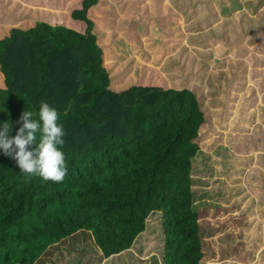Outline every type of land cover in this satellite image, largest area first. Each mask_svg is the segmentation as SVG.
<instances>
[{"label":"trees","instance_id":"1","mask_svg":"<svg viewBox=\"0 0 264 264\" xmlns=\"http://www.w3.org/2000/svg\"><path fill=\"white\" fill-rule=\"evenodd\" d=\"M98 2L83 0L71 14L85 24L83 33L40 11L41 20L0 39V131L7 122L14 138L22 113L37 120L47 102L65 132L60 150L67 166L62 182L29 179L0 149V264H205L199 207L216 208L215 198L244 203L242 211L256 221L263 205L247 199L239 161L223 163L239 174L234 185H218L220 158L196 142L207 120L190 83L204 79L209 64L198 58L181 70L192 54L182 46L162 66L172 78L169 89L113 91L88 17ZM1 12L14 16L4 22L10 24L26 15ZM199 20H212L208 8ZM246 22L254 32L264 25V12Z\"/></svg>","mask_w":264,"mask_h":264},{"label":"rangeland","instance_id":"2","mask_svg":"<svg viewBox=\"0 0 264 264\" xmlns=\"http://www.w3.org/2000/svg\"><path fill=\"white\" fill-rule=\"evenodd\" d=\"M49 1L47 0V2L53 6L51 10L57 6L61 7H57V9L60 10L59 14H63L60 15V18L64 16L65 19L69 17V19L73 20L71 16H67L66 14L71 10L74 11L77 10V8H81V6H76L79 4V1L75 0L71 2L73 4L69 3L67 5L63 3L59 5L64 0ZM190 1L195 2L196 0ZM223 1L227 5L231 4L230 0ZM231 1L234 3V8L236 10H242V0ZM32 2L37 4L40 0H33ZM112 2L113 0H106L103 5L105 7L104 10H106L103 16L108 20L105 19V29L104 31H99L100 35L97 39L103 41V37L108 36V41L106 43L108 45H100V47H102L104 54L109 55L111 54L110 49H112L110 44H115L116 47L120 46L121 35H119V33L121 31L119 30L123 27L122 25L120 26L119 20L114 19L117 16H121L119 13L124 14L122 10L123 7L117 6L116 9L112 5ZM101 3L103 4V0H99V4ZM183 4L186 6V12H192L193 7L189 6L185 0H183ZM180 6L183 8L182 5ZM254 7L258 8V10H262L264 6L263 3L258 1ZM16 9L17 11L14 14L20 15V7L18 6ZM4 10H6V7ZM41 11L45 12L44 14L46 16L48 15V10L42 9ZM35 14H37V18L32 17L33 20L30 22H28L29 20H23L18 24H9L7 30L14 27H30L33 24L32 22L39 17L38 14H40V10L38 7H36ZM0 15L2 16L3 22L14 20V16H9L2 12ZM170 15L171 14H167V16ZM258 15L259 14H257L255 10L251 12L249 5H247V9L244 11L228 14L226 17L220 14L214 21H203L201 27L195 30L198 35L197 38L192 39H187L186 37H190L189 34L193 31L186 32L187 35L184 37L180 31L178 35L175 33L177 21H172L170 25L166 27L164 25L165 20L158 14L152 15L151 19L148 18L151 16H146V22L138 19L132 22L133 26H131L142 28V30L137 32L138 36H136L140 39L145 35V26L152 24L155 40L154 43L151 44L154 48H152L153 46H147L144 48L138 47L137 49L135 48L136 44L133 43V45H130L131 47L120 46V49L122 48L123 50L121 53L122 57H118V59L116 56L113 57L118 75L113 78L112 70L114 71V69H106L110 75L111 89L119 92L123 88L126 89L131 86H154L169 89L171 87L170 82L172 78L165 74L164 67L162 66L169 58L175 56L171 54L182 46H185L188 49V53L190 50L192 54L191 57H188L189 59L187 62H180L182 66L181 70L189 68V65L198 58L203 59L209 64L208 73L205 76L206 78L204 77V79L200 81L191 79L190 83L194 93L202 102L203 111L207 120L206 124L202 126L201 135L196 139V142L200 145L203 152L206 154L210 153L212 158H220V164L217 166V170L221 174L215 175L218 185L222 183L230 186L234 185L231 180L233 177L239 176V174L233 171L226 172L223 163L226 162L227 158L231 163L233 160L239 161L240 166L244 167L241 176L242 185L246 190V194L249 195L247 199L250 200L254 198L255 201L257 200L258 203H262L263 205L257 207V211L259 212L255 214L256 221H252V215H248L242 211L245 206L244 203H242L240 207L235 201H221L215 198L213 202L216 208L205 209L199 207L198 214L203 252L207 256L205 264L218 263L221 261L227 262V264H254L257 260L260 261L258 264H264V260L261 261L263 259L261 251L264 250V78H262V81L259 80V73L264 71V60L260 61L261 58H264V25L256 27V30L251 32L252 29L250 25L245 21V25L249 28L248 32H245V36L251 35V38L253 37L255 39L253 42H256L246 47V49H248L247 53L244 52L245 48L241 46L240 35L238 36L239 33L236 34L233 30H229L228 32H230L232 42L225 46L224 43L215 42L213 40V32L211 33L207 28L211 25L212 28H215L225 20H227L229 24H236L233 21L235 17L239 18V21L240 18H243V20L247 18L248 21L250 18H254V16ZM129 16L132 17V15ZM186 18H188V16H186ZM108 22L109 24H107ZM5 25L8 24L5 23ZM77 25L73 27L75 30H78L76 29ZM80 25L81 27H85L84 23ZM7 30L5 29L3 32L0 31V35H2L0 39L7 33ZM129 31L130 30H126L127 39L138 43L139 39L135 40V35L134 38H130ZM165 32L166 34H170L168 37H173V41L175 42L172 46L173 48H162L164 46L163 43H159V39L161 38L160 35L162 36ZM198 32H201L202 35H199ZM195 40H197L199 44H191L195 42ZM105 48L108 49V53H106ZM133 48H135L137 52H134V50H132ZM118 49L119 48H116L115 52H118ZM151 50L155 51V53H149ZM165 50L167 54L164 53ZM195 51H200L204 55L200 54L199 56L194 53ZM156 52H160V54ZM128 54L136 56L138 58V63L133 62V60L128 61L125 59V57L130 56ZM165 55L167 57H165ZM225 55L227 56L225 57ZM232 57L236 59L232 60ZM230 58L231 60L229 61ZM107 61H109V65L107 66L113 64L109 60V57L106 58L105 55L103 59L104 65ZM1 75L2 73L0 71V87H3L4 84ZM120 81L126 84L124 83L121 87ZM193 81H195V83ZM118 82H120V84ZM204 161L208 163V160ZM218 185H216V187H218ZM210 197L208 198L209 202L212 201ZM152 221L157 224L156 218H153ZM153 246L156 245L153 244ZM149 247L150 246H148V248ZM250 252L254 255L253 257L250 256ZM228 255H230V257H228ZM253 258L254 261H252ZM145 259H147V257Z\"/></svg>","mask_w":264,"mask_h":264},{"label":"crops","instance_id":"3","mask_svg":"<svg viewBox=\"0 0 264 264\" xmlns=\"http://www.w3.org/2000/svg\"><path fill=\"white\" fill-rule=\"evenodd\" d=\"M33 0H0V8L3 10V8L6 10L7 12H16L17 11V7L19 6L20 9L19 11H21L20 15H24L22 20L20 21V23L24 20H29L28 22H30L31 20H33L32 17H36L37 18V14L36 13V7L39 8V10L41 11L43 10H48V17H51V15L53 17H55L59 22H64L62 23V25H64L65 27L69 28V29H73L75 30L73 27L75 25L78 24V22H75L74 20H71L68 18H64V16L62 18H60V15L63 14H59L60 10L57 9V7L53 10H51L52 4L49 6H41L40 3L42 2V0H40L39 3H33ZM38 1V0H36ZM46 1V0H45ZM43 1V2H45ZM49 1V0H48ZM74 0H64L63 2H61L59 5H61L62 3L64 5H67L71 2H73ZM75 1H79V4H77V7H80V4L83 0H75ZM106 0H103V4H99L96 5L94 8L90 9L88 12V17L89 19H91L94 23H95V35L97 36V39L99 38L100 35V30L105 29L104 27V22L106 24V20H108L107 18H104L103 14L105 13L106 10H104V4H105ZM189 6L193 7V9L195 8V10L193 12H186V6L185 4H183V0H113L112 5L114 6V8L117 9L118 7H123V11L124 14L119 13L121 16H117L114 20H119L120 26L122 25L123 27L119 30L121 31L119 33V35H121V39H120V46L122 47H131L130 45L136 44L135 48L138 49V47L144 48L147 46H153L151 43H154V31L152 29V24H149L148 26H145V31L144 34L140 39L136 36H138V33L140 30H142V28L140 27H132V22H134L135 20L141 19L143 22H146L145 17L146 16H151L148 18H152V15L154 14H158L159 16L163 17V19L165 20V26H169L170 23L172 21H177V27H176V31L175 33L178 35V32L180 31L182 33V36L184 37L185 35H187L186 32L189 31H195L198 30V27H201V22L199 19H201V15L204 14V11L208 8V13L209 15L212 17L211 21H214L217 19V17H219L220 14L223 15V17H226L228 14H233V13H237V12H241L244 11L245 9H247V5L250 6L251 12L255 10V12L257 14H260L261 12H263V9L258 10V8H255V4L259 2L263 3L264 6V0H242V10H236L234 8V3H232V1L230 0L231 4L227 5L226 3H224L223 0H196L195 3L194 1H190V0H185ZM47 2V1H46ZM50 2V1H49ZM173 2V3H170ZM73 4V3H71ZM2 5V7H1ZM107 5V4H106ZM108 5L110 6V3L108 2ZM175 5V6H174ZM182 5L183 8L180 6ZM206 5H209L208 7H206ZM232 5V6H231ZM112 7V6H111ZM61 8V7H58ZM230 8V9H229ZM80 8H77V10ZM72 11V10H71ZM67 13V16H71L72 12ZM156 11V12H155ZM54 15H53V14ZM56 13V14H55ZM167 14H171L170 16H167ZM188 14H196V17L192 18L191 20H189L188 18H186V16ZM113 15V14H112ZM129 15H132V17H130ZM72 18V17H71ZM113 18V17H112ZM130 18V19H129ZM65 19V20H63ZM106 19V20H105ZM38 20H41V18H38ZM113 20V19H112ZM205 21V20H204ZM208 21V20H207ZM236 24H229V22H227V20L223 21L222 24H219L217 27L212 28L211 26H208L207 28L209 29V31H211V33L213 34V40L217 43H224L225 46L231 44L232 42V38H230V32H228L229 30L233 32H235L236 34H238V29L236 28L237 25H240L239 30L240 33L238 34V36L240 35V39H241V46L244 49V52L247 53L246 47H248L251 44H254L256 42H253L255 39L252 37L251 35H247L245 36V32H244V22L247 21V18H245L243 20V18H239L235 17V20H233ZM209 22V21H208ZM233 22V23H234ZM33 23V22H32ZM75 23V24H74ZM239 23V24H237ZM8 25H5L4 22L0 21V31H4L5 29L7 30V28L9 27L10 23H7ZM81 24V23H80ZM109 24V22L107 23ZM225 24V25H223ZM132 25V26H131ZM79 30V32L83 33L85 30V27H81L76 28ZM84 29V30H83ZM126 30H130L129 31V36L130 38H134L135 35V40L139 39V42L136 43L135 41L133 42V40H128L126 37ZM168 30V29H167ZM166 30V31H167ZM8 31V30H7ZM6 31V32H7ZM170 32V31H168ZM179 32V33H180ZM166 32L161 36L160 34V39H159V43H163V47L162 48H173L172 46L174 45V39L173 37H168L170 34ZM174 34V33H173ZM192 34V33H191ZM194 37H197L198 35L196 33H194ZM190 35V34H189ZM191 36V35H190ZM103 41H99L100 45H105L107 46L108 44V36L103 37ZM187 39L190 37H186ZM116 39V38H115ZM199 41V38H198ZM197 40H195V42H192L191 44H199ZM98 43V44H99ZM132 44V45H133ZM195 44V45H196ZM110 46L112 47V49H110L111 54H104L103 55V59L106 55V58L109 57V60L113 63L110 66H104L106 69H114V72H118V70L115 67V61L113 59V57H122L121 53L123 52L122 48L120 49V46L116 47L115 44H110ZM187 46V45H186ZM109 48V47H108ZM119 48L118 52H115V49ZM133 48L132 50H134V52H137V50ZM154 48V46L152 47ZM106 53H108L109 51H107L108 49H106ZM167 50V49H166ZM164 51L165 54H167V51ZM179 52V48L174 52L175 54H177ZM231 52V51H229ZM149 53H155V51L151 50ZM157 54H160V52H156ZM171 54V55H175V54ZM130 55L129 57H125V59H127L128 61L133 60V62H137L138 63V58L134 55L128 54ZM154 55V54H153ZM229 55V54H227ZM225 55V57L227 56ZM131 57V58H130ZM165 57H167L165 55ZM116 59V60H117ZM236 59L234 57H232V60ZM106 60V59H105ZM139 60L141 61V59L139 58ZM231 60V58L229 59V61ZM261 60H264V58H261ZM121 61V60H120ZM119 61V62H120ZM117 63V62H116ZM109 67V68H108ZM113 72V70H112ZM165 75V74H164ZM264 71L259 73V80L262 81V78H264ZM121 82V84H120ZM118 82L120 84V86L122 87V85L125 83L123 81ZM260 82V81H259ZM126 84V83H125ZM154 87V86H153ZM168 87V86H167ZM129 88V87H128ZM126 88V89H128ZM169 88V87H168ZM125 88H123L122 90H120L119 92L123 91ZM167 89V88H166Z\"/></svg>","mask_w":264,"mask_h":264},{"label":"clouds","instance_id":"4","mask_svg":"<svg viewBox=\"0 0 264 264\" xmlns=\"http://www.w3.org/2000/svg\"><path fill=\"white\" fill-rule=\"evenodd\" d=\"M32 117L31 111L22 113L18 121L22 122V126L14 138L9 137L11 125L5 122L0 131V149L16 162L20 173L29 179L37 177L43 182H62L67 175V166L65 155L60 150L65 132L57 123L59 114L54 107L42 101L38 119ZM37 133L40 134L39 141Z\"/></svg>","mask_w":264,"mask_h":264}]
</instances>
